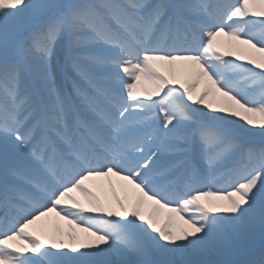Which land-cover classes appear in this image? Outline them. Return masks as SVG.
<instances>
[{
    "label": "snow or ice",
    "instance_id": "6c2138e0",
    "mask_svg": "<svg viewBox=\"0 0 264 264\" xmlns=\"http://www.w3.org/2000/svg\"><path fill=\"white\" fill-rule=\"evenodd\" d=\"M219 36L264 72V0H0V264H264V75ZM154 61L195 78L171 87ZM221 168L228 187H208ZM109 176L130 209L86 185ZM52 214L67 240L45 247L30 229Z\"/></svg>",
    "mask_w": 264,
    "mask_h": 264
},
{
    "label": "bare ground",
    "instance_id": "6f19581e",
    "mask_svg": "<svg viewBox=\"0 0 264 264\" xmlns=\"http://www.w3.org/2000/svg\"><path fill=\"white\" fill-rule=\"evenodd\" d=\"M224 40L227 41V36H220ZM236 43V42H235ZM234 43V44H235ZM236 45H238L236 43ZM154 64L157 65V68H161L164 75L171 79H178L180 77H183L186 72L190 74V72L197 71V69L192 66L189 62H177L174 65H168L161 61H156ZM189 66L190 68L186 69L185 67ZM123 75V74H121ZM192 78V79H191ZM191 80L194 79L193 76L190 74ZM207 83L206 79L201 78L199 85L197 86L198 89L196 90L195 95H201L205 84ZM174 85V84H173ZM171 85V87L173 86ZM222 99V98H220ZM219 94L216 92L210 93L208 97L205 99V105L212 104L213 107H219L221 106L218 101ZM205 105L199 106L204 111L208 112L209 115L212 114V110L205 107ZM239 119L238 117L236 118ZM86 185L88 188L92 189L96 195L100 198L101 202L106 206V204L114 211L119 212V209L115 203L114 196L119 197L122 201L125 202V206L129 209L131 208V205L135 202L138 193L135 189H133L130 185H126V182L118 179L115 176H109L106 178H100V179H91L86 182ZM72 195L81 203L86 205V202L84 201L83 197L80 196L79 193H72ZM107 207V206H106ZM142 214L147 218L149 215H154L158 213L156 218H153L156 220L158 226H162L165 220L169 217H175L174 214L167 211V209H161L158 208V206L153 205L151 202L145 201L140 208ZM94 215H103L102 213H96ZM116 219H123V216L115 217ZM176 220L179 221L178 217H175ZM174 219V218H173ZM68 225L60 220L58 217H56L54 214L43 218L41 221L37 222V225L32 226L30 230L36 232L37 235L41 237V239L45 240V247H47L50 239L53 235L56 234L57 230H59L60 233L63 234V238L67 240V231H68ZM77 234H79L81 237H83L85 234L80 233L78 229H76ZM26 255H31L30 253H26ZM35 258V257H34Z\"/></svg>",
    "mask_w": 264,
    "mask_h": 264
},
{
    "label": "rangeland",
    "instance_id": "374dc122",
    "mask_svg": "<svg viewBox=\"0 0 264 264\" xmlns=\"http://www.w3.org/2000/svg\"><path fill=\"white\" fill-rule=\"evenodd\" d=\"M234 43H235V41H229V39H227V41H226L220 36L217 37V40L215 42V46L218 48L219 51L216 54L219 55L221 52L231 53V55L225 56L224 58L225 59H232L234 61H235L236 56H240L241 59L239 61H235V62H237L239 64H242V65H244L246 67H251V68H253L254 71L261 72V74L264 75V72H262L261 70L255 69L254 66L247 64V60L250 58V56H249V54H246L245 52L240 50L242 48H245L246 46L236 45V43L235 44ZM249 52L251 53L252 56H255L257 58H259L261 56L260 53H255L254 51H251V50H249ZM154 62H156V61H154ZM154 62H153V64H154ZM210 62L215 63L214 60L210 61ZM2 65H3V58L0 57V66H2ZM154 66L157 68L156 64H154ZM185 68L188 69L190 67L186 66ZM157 69H159V71L163 73L161 68L158 67ZM195 73H196V71L190 72L191 76H193L194 78H195ZM190 74H188V72H186V74L183 77H180L178 79H171V80L176 81V83H174V85L172 84L173 85L172 87H179V83L180 82L191 81L192 78L189 79L190 78ZM227 75H228V77L230 79H232L233 83L237 84V86H240V87L244 86L242 81L241 82H237V80L235 78H233V74L227 73ZM169 86H171V85H169ZM197 89H198V87L195 89V91L193 93L195 99H198L199 96H200V95H195L196 94L195 92H196ZM138 91L152 92V91H154V88H153V86L151 84H149L146 81L142 80L140 82L139 86H138ZM213 92H215V91L213 90L211 93H213ZM161 95H163V93H161ZM153 99H159V97L153 96ZM219 99H220V97H219ZM185 102L189 105V107H194V105H192L191 102H189L187 100ZM199 106H201V105H199ZM0 156H2V153H0ZM205 163H206V161H205ZM226 171H227V169L221 168L220 170H218L216 172L215 177H213L212 174L209 173L208 185L207 186L208 187H215L217 189H225V188H227L228 187V182L224 179V175H223V173L226 172ZM221 194H223V193H221ZM203 202H205V203H217V201H214L211 198H209L208 200L203 201ZM220 203H224V202L220 201ZM106 206H107V208H110L107 204H106ZM157 215H158V213L154 214L153 215L154 218H156ZM172 218H174L173 219L174 225H179L178 220H176L175 217H172Z\"/></svg>",
    "mask_w": 264,
    "mask_h": 264
}]
</instances>
